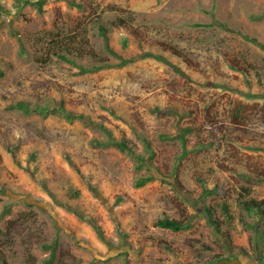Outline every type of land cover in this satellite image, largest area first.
Listing matches in <instances>:
<instances>
[{
	"label": "rangeland",
	"instance_id": "1",
	"mask_svg": "<svg viewBox=\"0 0 264 264\" xmlns=\"http://www.w3.org/2000/svg\"><path fill=\"white\" fill-rule=\"evenodd\" d=\"M37 1L0 0V264H264V213L245 206L264 200V48L243 34L264 42V0ZM101 25L126 58L171 63L117 64ZM111 135L135 153L95 142Z\"/></svg>",
	"mask_w": 264,
	"mask_h": 264
},
{
	"label": "trees",
	"instance_id": "2",
	"mask_svg": "<svg viewBox=\"0 0 264 264\" xmlns=\"http://www.w3.org/2000/svg\"><path fill=\"white\" fill-rule=\"evenodd\" d=\"M46 0H38L37 2L40 4L41 8L43 7L44 3ZM4 10V7L2 6L1 2H0V15L2 13V11ZM256 18H263L264 17V12L258 14V15H253ZM214 23V22H213ZM218 23L225 29L227 30H231L234 32H241V30L236 29L231 27L227 22H223V21H218ZM100 30L102 32V34L105 36V40H106V44L108 46V48L115 53L119 58H120V62H118L117 64L119 65H124L130 61H132L133 59H138V58H145V57H154L156 59L162 60L164 62L167 63H171V61L169 60L168 57H166L165 55L161 54V53H157L154 51H150V50H143L140 51V53H138V55L136 57L133 58H126L125 56L119 54L116 49L111 47V43H110V36L108 35V29L106 26L101 25L100 26ZM244 36L248 39H250L251 41H253L254 43H256L257 45L261 46L262 48H264V42H262L258 37H254V36H249L246 33H243ZM163 47L166 50H170L172 51L175 55L177 56H181V58H184V61L187 63V65H192L193 62L191 59H189L184 53L183 51L177 49L176 47H174L173 45L169 44V43H163ZM67 49V48H66ZM68 53L64 50V48H62L61 52H59V55L61 57L64 58H68L67 55ZM111 64H100L97 66H92V67H83L81 70L82 71H88V70H100L103 69L107 66H110ZM232 65L233 67L239 69V70H243V71H247L246 68L238 65L235 61H232ZM177 70L180 73L184 74V71L182 69H180V67H177ZM0 75H2V72H0ZM12 107L15 108H20L22 110H25L26 112L31 111L33 108L30 107V105L26 102V101H19L16 104L11 105ZM52 108L51 104H47V105H36L34 107L35 111H49ZM60 111L68 118L70 119H81L84 120L88 123H94L95 121H93L90 116L84 114L83 112H78V111H74V110H69L66 109L65 107H59ZM155 111L157 113H159L160 115L162 114H167L168 112H174L176 111V109L174 108H165V109H161V108H156ZM97 124V123H94ZM97 125H100L103 129H105V131H107L108 133H111L109 131V128L105 125H103L102 123H99ZM112 134V133H111ZM98 144H110V143H114L117 144L118 146H120L122 148V150L124 151H129L131 153H135V149H133V147L128 143V141L125 138H116L115 136L111 135L109 136V138L107 140H96L95 141ZM188 152V151H186ZM143 156V155H142ZM70 164L72 165V167L80 174L81 179L83 180V182H85V184L94 192H97L98 189L96 187L95 184H92L89 179L85 176L84 173H82L80 166L70 157L68 156ZM155 174H152L150 176L145 177V179H141L138 181L139 184H144L146 181L151 180L155 177ZM220 187L217 186L216 188H208V187H204L203 193L204 196L207 197V195L213 194V193H217L218 191H220ZM263 204H264V200L262 201H258L255 199H252L250 201H246L245 202V206L249 211H255L256 212H262L264 213V208H263ZM79 215H81L82 217L86 218L88 221H90L92 224H94L96 230L98 231L100 237L104 240H107L106 237H104V233L102 231V229L100 228V226L98 224H96L95 220L87 215H84L82 213H78ZM197 216L195 215H190V217L188 218H175V217H171L168 214H164L161 217H158L155 221L154 224L160 227H164V228H169V229H173V230H183L186 228H189L193 222L196 220ZM215 223V227L217 232H221V225L220 222L218 220L214 221ZM42 246L45 249H49L51 250V258L54 259L56 256V250H57V241L55 242H44L42 244ZM170 249V248H169ZM171 251H173L171 249ZM174 252V251H173Z\"/></svg>",
	"mask_w": 264,
	"mask_h": 264
}]
</instances>
